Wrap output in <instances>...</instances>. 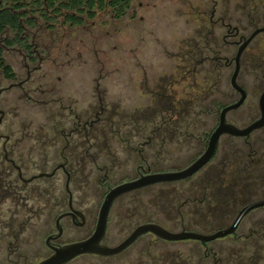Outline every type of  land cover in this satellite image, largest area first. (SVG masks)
<instances>
[{
    "label": "flooded vegetation",
    "instance_id": "obj_1",
    "mask_svg": "<svg viewBox=\"0 0 264 264\" xmlns=\"http://www.w3.org/2000/svg\"><path fill=\"white\" fill-rule=\"evenodd\" d=\"M263 90L264 0H0V264L87 240L104 212L102 251L64 264H264V204L239 216L264 200V125L144 179L190 167L241 95L226 122L259 118Z\"/></svg>",
    "mask_w": 264,
    "mask_h": 264
},
{
    "label": "water",
    "instance_id": "obj_2",
    "mask_svg": "<svg viewBox=\"0 0 264 264\" xmlns=\"http://www.w3.org/2000/svg\"><path fill=\"white\" fill-rule=\"evenodd\" d=\"M236 74H237V66H236L234 73L232 74L231 83L234 88H236L237 90H241L238 84L236 83ZM242 100H243V96L241 95V97L236 102L230 105H227L226 107L222 109L221 111L222 118L218 126L212 133V136L209 140L206 151L190 167H188L185 170L178 171V172H164V173L151 174V175L145 176L144 179L160 180V179H172V178L184 177L190 174L191 172H193L195 169H197L203 162H205L212 155L215 149L217 137L219 136L220 133L229 132L234 135H242V134L249 133L251 130L255 128L263 126L264 125V90L259 98V107L261 110V115L259 118H257L256 120H254L253 122H251L250 124H248L247 126L243 128H240L234 125L233 123L226 122L225 117H224L225 112L229 109L236 108L242 102ZM116 191L117 189L111 191L110 194L107 196L106 202L104 203V206H106L104 207V210L105 209L107 210V205L109 204L111 199L116 195ZM262 204H264V200L250 204L249 206H247L240 212L239 216L243 214L250 207L262 205ZM105 213L106 212H104L103 218L98 223L97 231L92 235V237H90L87 240L76 241V242L61 245L55 248L54 252L51 255L41 260L37 264H64L65 262L72 259L76 255H79L84 252H98V253L101 252L102 250L97 246V241L103 235L104 224H105ZM227 231L228 230L222 231L219 234L226 233ZM189 235H192V234H189ZM189 235H183V236H189ZM163 236L171 237V238L182 237L181 235H170L168 233L163 234Z\"/></svg>",
    "mask_w": 264,
    "mask_h": 264
},
{
    "label": "rangeland",
    "instance_id": "obj_3",
    "mask_svg": "<svg viewBox=\"0 0 264 264\" xmlns=\"http://www.w3.org/2000/svg\"><path fill=\"white\" fill-rule=\"evenodd\" d=\"M150 53L153 54L155 52L153 51V49H150ZM259 77H260V70H258L256 68H253L252 72L243 71V74H242V70H241L240 81L255 84V83L260 82ZM120 85L121 84L118 82L117 86H120ZM218 98L225 100V98L223 96L222 97L220 96ZM247 115H249V113L246 114V117H247ZM230 117L237 119V123L241 124L242 123V107L240 109L236 110L235 112H230Z\"/></svg>",
    "mask_w": 264,
    "mask_h": 264
}]
</instances>
